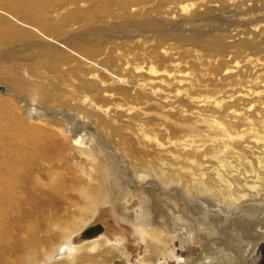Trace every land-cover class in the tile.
I'll return each mask as SVG.
<instances>
[{
	"label": "rangeland",
	"instance_id": "374dc122",
	"mask_svg": "<svg viewBox=\"0 0 264 264\" xmlns=\"http://www.w3.org/2000/svg\"><path fill=\"white\" fill-rule=\"evenodd\" d=\"M40 1L25 15L0 0L34 26L17 23L32 35L12 40L9 70L16 57L44 85L0 83L21 117L4 116L0 149L25 146L39 197L64 176L84 188L27 264H249L264 236V0Z\"/></svg>",
	"mask_w": 264,
	"mask_h": 264
},
{
	"label": "bare ground",
	"instance_id": "6f19581e",
	"mask_svg": "<svg viewBox=\"0 0 264 264\" xmlns=\"http://www.w3.org/2000/svg\"><path fill=\"white\" fill-rule=\"evenodd\" d=\"M10 4L13 6H10ZM10 4L9 9H14L25 15L34 14L36 11H39V8L41 9V6L43 7L42 1L40 0H15V2H11ZM3 13L7 15V18L0 16V83L11 85L17 93H34L39 97V93L41 94V90L39 91V89L44 85H41L40 82L38 86L31 79H26L23 74L19 73L21 61H18L16 57L14 59L13 56L14 61L11 63L10 70L8 68L9 58L12 55L9 51L10 46L13 44L12 40H18L26 35H32L29 29L28 32L26 27L23 28V26H29V28L32 26L28 23L26 24L23 21L24 19L21 21L13 12H5L3 9H0V14ZM17 23L23 26L18 27ZM34 29L39 31L36 28ZM50 39L52 40L53 38ZM61 46L64 47V45ZM35 65L31 64L28 66L33 68ZM30 74L35 76V73ZM10 108L12 111L8 112ZM11 113L21 120L16 109L13 108L12 103L4 100L0 96V138L6 141L9 140L5 135L6 123L4 116H9ZM76 131H78V128L74 130V134ZM90 140L91 139H89V141ZM54 150L53 155L57 156L60 150ZM6 151L7 149L5 152H2L0 149V264H27L26 258L28 252L33 249L36 243L40 241L42 243L46 242L42 234L45 236L47 234L46 232H50V226L52 224L57 225L58 221H60V214L58 212H62L64 206L66 207V205L63 206L62 203H70L73 198L76 196L78 197L79 193H82L84 187L80 185L81 183H78L79 177L76 178V176L71 175L72 177L70 176V178H72V181H69V184L68 179L70 180V178L64 176L60 179L59 184H48L47 191L43 192L44 195L42 197H39V193L35 190L42 187H40V184L33 175L35 170L33 169L34 161L27 160L28 153L25 150V146H18L13 150L14 153H6ZM51 151H53V148L50 149V152ZM28 164H30L32 168L28 167ZM37 199L39 200L37 201ZM18 202L26 203L27 205L28 202H31V207H29V209L16 210L18 211L16 214L13 211V207L16 206ZM46 205L47 209L44 208ZM57 226H60V224ZM262 242H264V236ZM63 250L65 249L63 248ZM71 250H73V248ZM82 255H78V259L76 258V260L84 259L85 261L87 258ZM259 258L260 250L252 255L249 264H257Z\"/></svg>",
	"mask_w": 264,
	"mask_h": 264
},
{
	"label": "water",
	"instance_id": "95a60500",
	"mask_svg": "<svg viewBox=\"0 0 264 264\" xmlns=\"http://www.w3.org/2000/svg\"><path fill=\"white\" fill-rule=\"evenodd\" d=\"M98 230L102 231V228L98 227ZM260 250V258L257 264H264V242L257 248L256 251Z\"/></svg>",
	"mask_w": 264,
	"mask_h": 264
}]
</instances>
